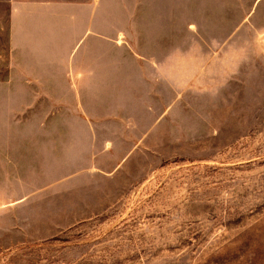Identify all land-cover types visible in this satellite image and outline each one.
<instances>
[{
	"label": "rangeland",
	"instance_id": "rangeland-1",
	"mask_svg": "<svg viewBox=\"0 0 264 264\" xmlns=\"http://www.w3.org/2000/svg\"><path fill=\"white\" fill-rule=\"evenodd\" d=\"M114 3L70 56L0 14V264H264V0Z\"/></svg>",
	"mask_w": 264,
	"mask_h": 264
},
{
	"label": "crops",
	"instance_id": "crops-1",
	"mask_svg": "<svg viewBox=\"0 0 264 264\" xmlns=\"http://www.w3.org/2000/svg\"><path fill=\"white\" fill-rule=\"evenodd\" d=\"M101 1L0 0L5 56H70L89 34L98 43Z\"/></svg>",
	"mask_w": 264,
	"mask_h": 264
}]
</instances>
